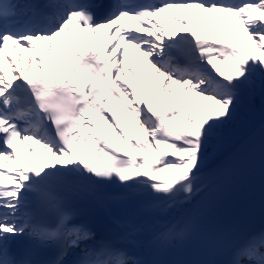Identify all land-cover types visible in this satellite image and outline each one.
Here are the masks:
<instances>
[{"label":"snow or ice","instance_id":"6c2138e0","mask_svg":"<svg viewBox=\"0 0 264 264\" xmlns=\"http://www.w3.org/2000/svg\"><path fill=\"white\" fill-rule=\"evenodd\" d=\"M55 8L0 0V264H68L69 254L71 264H137L110 242L90 243L93 233L57 189L137 188L148 196L143 210L156 215L189 199L242 91L264 79V0H60ZM129 19L144 21L138 31L147 35L124 29ZM221 19L235 45L214 37ZM70 25L85 40L86 29L93 36L103 29L100 51L68 52L59 38L76 45ZM210 25L213 37L201 36ZM37 41L50 67L64 63L54 46L63 52L75 79L44 75ZM121 41L151 69L146 84ZM128 76L152 92H138ZM32 144L51 162L22 163L17 153L28 161ZM161 227L155 239L167 246L187 225ZM227 264H264V231L235 245Z\"/></svg>","mask_w":264,"mask_h":264},{"label":"bare ground","instance_id":"6f19581e","mask_svg":"<svg viewBox=\"0 0 264 264\" xmlns=\"http://www.w3.org/2000/svg\"><path fill=\"white\" fill-rule=\"evenodd\" d=\"M184 18L188 19V17L186 18L185 15ZM176 27L178 29L179 25H177ZM228 27H229L228 23L224 19H221L218 25V31L215 32L214 37L217 39H222L226 44L235 45L236 41L233 40L227 34ZM70 28L73 29L70 35H72L76 41L75 46L70 44L68 41L63 40L62 37L59 38L60 43L64 45V48H66L68 52H76L85 47L100 51V48L103 46L105 40L101 38V36H104L103 29L102 31H99L97 36H95L94 38L91 31L89 32L85 31V35L87 36V40H88V43H85L86 41L84 39V36L80 34L79 29H77V27L75 26H70ZM199 34L201 36L213 37V33L211 31V25L209 26V31L205 32L203 29H201ZM123 43L126 47H131L132 52H135V48L131 44H125L124 41ZM56 56L60 60L64 61V63L59 68H57L55 66V61H54L53 65L50 67L47 63L48 61V57H47L46 59H44L46 68L47 69L51 68L55 73H58L60 75L67 74L69 71V66L67 63L66 56L64 55V53L63 55H61L59 53V50L57 51ZM5 68L6 71H8L7 64H5ZM141 70L143 73L147 71L143 67L141 68ZM158 83L159 81L157 82V84ZM148 89L151 88H147V87L146 89L143 88V90L146 91ZM257 93H260L259 97H257ZM245 104L248 106V110L245 111L246 117L237 124H233L231 126L225 124L222 127L223 128L222 137H225V141L221 143L214 142L212 146H209V149L206 151L203 157L204 162L202 165L200 177L196 182V188L194 193L189 199H187L188 202L193 201L196 198L197 193L202 188L201 187L202 182H204L209 177H213L214 175L217 176L218 174L216 173L218 170H224V171L227 170L231 164L241 159V154L246 146L252 144L257 136L258 137L262 136V132L264 131V79H261L260 77H256L252 89L249 90L248 88H245L242 91L240 96V101L237 106L243 107ZM256 126L257 128L254 129V127ZM32 148L35 149L36 155L31 156L29 158L30 161L26 164L27 166H31L32 164H35L37 166H42L45 163L51 162L49 155L43 152L40 149L41 148L40 146L36 144H32ZM132 189L136 191H140L137 188H132ZM85 191L87 193L86 195L95 202H98L100 200H101L100 202L106 201V199H104L106 198V196L102 193H99L98 190H93L91 192L90 189L86 188ZM185 206H187V204ZM141 208H143V206H141ZM176 210H183V208H177ZM154 216L158 218V215L154 214Z\"/></svg>","mask_w":264,"mask_h":264}]
</instances>
